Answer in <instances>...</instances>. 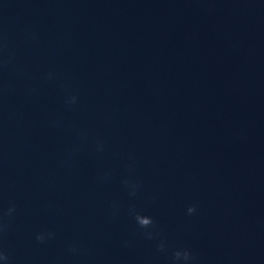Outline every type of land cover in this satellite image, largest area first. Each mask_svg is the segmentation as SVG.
<instances>
[{
    "label": "water",
    "instance_id": "95a60500",
    "mask_svg": "<svg viewBox=\"0 0 264 264\" xmlns=\"http://www.w3.org/2000/svg\"><path fill=\"white\" fill-rule=\"evenodd\" d=\"M0 247L264 264V0H0Z\"/></svg>",
    "mask_w": 264,
    "mask_h": 264
},
{
    "label": "clouds",
    "instance_id": "9594fccd",
    "mask_svg": "<svg viewBox=\"0 0 264 264\" xmlns=\"http://www.w3.org/2000/svg\"><path fill=\"white\" fill-rule=\"evenodd\" d=\"M14 211V208L13 209H10L9 210V214H11V212ZM197 211V208L195 205L193 206H190L188 209H187V212L189 215H192L194 213H196ZM135 219H136V222L137 224L139 225L140 228H143V229H148V228H151L153 225H154V221L152 220L151 217L149 216H145V215H141L139 213H135ZM147 235L149 236V238H151V233H147ZM36 240L38 242H41L43 243L45 241V235L44 234H38L36 236ZM175 256L177 259H180L181 257H183V259L185 261H188L189 259H191V254L187 251L185 252H179L177 251L175 253ZM9 260V256L8 254L6 253V251L3 249V247H0V261H5L7 262Z\"/></svg>",
    "mask_w": 264,
    "mask_h": 264
}]
</instances>
